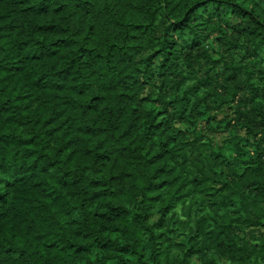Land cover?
Returning <instances> with one entry per match:
<instances>
[{"label": "trees", "instance_id": "trees-1", "mask_svg": "<svg viewBox=\"0 0 264 264\" xmlns=\"http://www.w3.org/2000/svg\"><path fill=\"white\" fill-rule=\"evenodd\" d=\"M262 52L264 0H0V264H264Z\"/></svg>", "mask_w": 264, "mask_h": 264}, {"label": "rangeland", "instance_id": "rangeland-1", "mask_svg": "<svg viewBox=\"0 0 264 264\" xmlns=\"http://www.w3.org/2000/svg\"><path fill=\"white\" fill-rule=\"evenodd\" d=\"M211 19H213L212 21L215 20V22H213ZM218 22H220V27L225 28L227 31H231L233 25H235V23L237 22L229 13L226 15H222L221 18H210V21H208L207 26L208 27H217L218 25H216ZM216 25V26H215ZM210 46L211 47H215V45H217V40L215 39V32L212 31L210 33ZM237 53L239 54V56H241L242 54V50H238ZM263 53V52H262ZM264 54V53H263ZM245 55V54H244ZM243 55V56H244ZM252 60V56L247 55L245 62L249 63V65L247 66L250 70L253 68L255 72H257L260 69H263L264 66L262 65H258V64H252L251 63ZM178 75H173L172 78H178ZM213 113L215 114V118L214 119H209L207 120V118L205 116H200L196 121H194L193 123H189V124H177V126H181L184 129H188V135L190 136V138H193V134L194 133H201L202 135H204V137H210V139H212V141L216 144V145H222L225 148L228 146L229 144H227V139L229 138L230 134L227 131V124L230 123L231 125H235L236 124V120H235V115H234V109L232 107L230 108H223L220 110H213ZM234 133L239 134L241 136H249L250 139H253L248 131L249 128H245L243 125H238L237 128H235ZM237 144L241 147V143L237 142V140L233 143ZM230 145V146H233ZM236 146L235 149L237 150V152L240 153V147ZM229 153H232L231 150L228 151ZM235 154V153H234ZM247 231L243 232H238L239 235L241 233H245ZM264 232V229H263ZM247 233H252V232H247ZM254 235H258L257 232L253 233ZM247 238L249 239V236L247 235ZM200 263V262H199Z\"/></svg>", "mask_w": 264, "mask_h": 264}]
</instances>
